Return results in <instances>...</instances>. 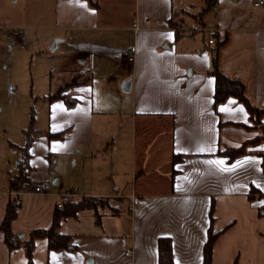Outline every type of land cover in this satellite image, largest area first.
Returning <instances> with one entry per match:
<instances>
[{
	"label": "crops",
	"instance_id": "1",
	"mask_svg": "<svg viewBox=\"0 0 264 264\" xmlns=\"http://www.w3.org/2000/svg\"><path fill=\"white\" fill-rule=\"evenodd\" d=\"M254 1L203 12V0L56 1L64 65L47 91L0 115V221L18 195L10 226L21 243L10 249L0 231V264H28L31 231L52 225L57 202L85 198L104 202L59 219L66 248L34 238L33 264H158L160 236L174 264H201L210 226L211 264H264V6ZM213 60L259 116L234 96L214 105Z\"/></svg>",
	"mask_w": 264,
	"mask_h": 264
},
{
	"label": "rangeland",
	"instance_id": "2",
	"mask_svg": "<svg viewBox=\"0 0 264 264\" xmlns=\"http://www.w3.org/2000/svg\"><path fill=\"white\" fill-rule=\"evenodd\" d=\"M56 1L0 0V115L4 123L12 107L9 100L21 107L23 100L47 91L52 70L63 67L69 54L62 43L49 49L53 38H62L54 24Z\"/></svg>",
	"mask_w": 264,
	"mask_h": 264
},
{
	"label": "trees",
	"instance_id": "3",
	"mask_svg": "<svg viewBox=\"0 0 264 264\" xmlns=\"http://www.w3.org/2000/svg\"><path fill=\"white\" fill-rule=\"evenodd\" d=\"M205 3L204 9L212 6L215 3V0H203ZM210 73L214 76L215 86L213 93V102L214 105H217L221 101H223L228 96H234L239 101H241L248 112L252 115H260L262 109L252 105L246 95H245V85L244 83L238 79L226 76L221 70L218 68L217 61L213 60V66ZM73 83L72 81L69 82ZM68 83V84H69ZM61 132L49 133L50 137H58L61 136ZM264 137V135L262 136ZM31 141V134H27L26 141L23 146H21L22 158H21V174L23 176L25 170L29 167L28 163V145ZM226 154L229 158H232L235 155H238L243 152V147L239 148H226L221 151ZM104 200L97 201L92 198L83 199L78 203H66L61 206H56V210L53 214V222L52 225L47 229H35L31 231L29 235V239L26 243H24L26 256L28 258V264H33L31 258V250L33 246V239L36 237H46L48 240V247L50 249H61L66 248L68 246V236L61 233L58 229L59 219L66 215H75L76 212L83 208L84 206H92L96 207L97 203L103 204ZM20 206V199L18 195L16 197L11 198L6 207V212L3 219L0 221V231L3 232L4 241L7 246L12 249L19 246L20 239L16 236V234L12 231L10 223L16 214L17 208ZM213 208V204L211 203L210 211ZM211 214V212H210ZM217 233L213 232L211 226L208 229V238L203 245V258L201 264H211V256H212V244L216 237ZM158 243V264H174L172 259V250H171V242L168 237L160 236L157 240Z\"/></svg>",
	"mask_w": 264,
	"mask_h": 264
},
{
	"label": "built area",
	"instance_id": "4",
	"mask_svg": "<svg viewBox=\"0 0 264 264\" xmlns=\"http://www.w3.org/2000/svg\"><path fill=\"white\" fill-rule=\"evenodd\" d=\"M253 5L255 7L264 6V0H255L253 2ZM146 21L149 22V19H146ZM137 28H138V26H137ZM206 33L209 36L208 42L212 43L213 42V37L215 36V30L214 29H208ZM123 56H124V58H126V60L128 62L133 61L134 55H133L132 51L125 50L123 52ZM34 189L37 192H44L45 191V188L43 186H41V185L35 186ZM71 193L72 192H69V191L65 192L66 195H70ZM131 197H134V196H131ZM61 204L62 203L60 201L57 202V206H61ZM127 208H128V210H131V211L133 210V208H134L133 201H131V203L127 206ZM131 253H132V251L130 249H126V251H125L126 255H130Z\"/></svg>",
	"mask_w": 264,
	"mask_h": 264
},
{
	"label": "water",
	"instance_id": "5",
	"mask_svg": "<svg viewBox=\"0 0 264 264\" xmlns=\"http://www.w3.org/2000/svg\"><path fill=\"white\" fill-rule=\"evenodd\" d=\"M59 41H61L60 38H53L51 42L49 43V49L53 51L57 47V44ZM121 88L123 91H126V92L129 91L130 90V80L129 79L125 80ZM18 236L19 237L23 236V234H19Z\"/></svg>",
	"mask_w": 264,
	"mask_h": 264
},
{
	"label": "snow or ice",
	"instance_id": "6",
	"mask_svg": "<svg viewBox=\"0 0 264 264\" xmlns=\"http://www.w3.org/2000/svg\"><path fill=\"white\" fill-rule=\"evenodd\" d=\"M84 6H86V5H84ZM221 111H226V109L222 107ZM216 163L223 164V161H216ZM237 163L239 164V161Z\"/></svg>",
	"mask_w": 264,
	"mask_h": 264
}]
</instances>
